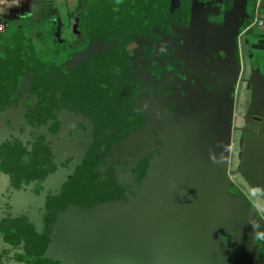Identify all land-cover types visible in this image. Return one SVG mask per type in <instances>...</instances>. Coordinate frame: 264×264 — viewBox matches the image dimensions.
Listing matches in <instances>:
<instances>
[{"label":"flooded vegetation","instance_id":"obj_1","mask_svg":"<svg viewBox=\"0 0 264 264\" xmlns=\"http://www.w3.org/2000/svg\"><path fill=\"white\" fill-rule=\"evenodd\" d=\"M229 6L230 0H61L59 19L46 12L17 22L21 28L14 30L9 40L12 42L19 37L20 45L28 40L27 56L16 58L5 56L8 51L0 53V79L6 74L4 67L9 71L39 63L56 72L73 69L61 74L58 100L61 126L69 128L71 139L39 138L42 144L37 148L32 144L34 139L28 138L29 145L14 142L13 153L44 156L49 163L60 165L61 156H70L84 167H88V163L89 170L96 175L109 177L106 190L110 191L112 213L118 215L110 219L113 224L121 223L117 240L122 241L117 252L109 255V264H161L158 262L161 252L167 253L158 243L168 224L166 215L175 222L184 203L172 192L168 196L175 199L164 201L162 188L171 187L142 183L147 172L154 176H161L162 171L172 174L171 169L166 168L172 155L166 153L172 149V131H162L163 127H172L178 108H184L186 115L193 118L201 92L214 90V78L221 71L211 60H223L217 54L223 40L220 41L218 33L214 34V29L222 27L223 13ZM10 26H5L0 34L12 32ZM33 38L45 48L34 46ZM237 45L241 70L235 91L232 141L234 132H239V143L242 134L235 110L241 98L246 58L238 38ZM90 47L94 49L93 55L84 56ZM58 85L29 92L38 95L40 108H43L53 98ZM1 92L4 90L0 87V109L6 106L8 99ZM152 95L155 96L151 116L150 110H140V102L145 101V106L146 102H153ZM14 96H10L11 103ZM16 102L14 98L12 105L17 107ZM238 163L239 158L231 169L230 156L229 174L253 204L248 210L244 209L247 216L237 211L238 221L231 222L232 229H229L217 209V216L194 220L191 217L189 225L181 227L183 234H189L188 239H184L187 247L207 246L208 252H197L198 261L205 255L206 264L223 261V245L233 249L228 256L229 264H264V207L259 210L256 200L251 199V194L243 187L244 182L236 172ZM234 175L237 182L232 179ZM152 189L159 192L154 193L155 200L146 195ZM228 191L239 195L234 187L229 186ZM254 198H257L256 193ZM256 218L262 230L261 240L254 235ZM15 239L11 231L4 232V242L16 244ZM3 255L0 250V264L7 262L8 257ZM11 256L21 264H61V260L44 255L12 252ZM173 259L194 264V252Z\"/></svg>","mask_w":264,"mask_h":264},{"label":"water","instance_id":"obj_2","mask_svg":"<svg viewBox=\"0 0 264 264\" xmlns=\"http://www.w3.org/2000/svg\"><path fill=\"white\" fill-rule=\"evenodd\" d=\"M260 3L261 0H255L251 14H248L249 0H230L229 8L223 13L222 27L214 29V34H219L220 41L223 40V46L217 52L223 60H211L221 71L214 78V90L205 94L201 92L193 118L186 115L184 108H178L172 127H163L162 131H172V149L166 150V153H172L166 167L172 174L162 171L161 176H154L147 172L144 177L142 184L146 186L171 187L162 188L164 201L175 199L168 196L172 192L178 201L184 203L175 222L169 214L166 215L168 224L162 230L166 239L163 237L158 241L162 250L167 252H161L158 258L161 264H184L182 259L173 258L185 256L188 252H194V264H206L205 255L198 261L197 252H208L207 246L195 244L193 248L187 247L184 239L189 234H183L181 227L189 225L191 217L194 220L217 216L215 211L220 209L221 221L232 229L229 225L238 221L237 211L247 216L244 209L253 206L229 174L235 91L241 70L237 45L240 35L242 49L247 51L243 82L248 88L249 102L242 114V126L238 128L242 139L236 172L264 207V114L258 109L264 96V33H255L259 27H249L259 15ZM7 21L2 23L7 26ZM93 51L90 47L84 56L93 55ZM19 56H27V53L20 52L16 57ZM33 66L13 68L0 79L1 91L4 90L1 94L8 98L6 106L0 109V250L7 255L3 257H8L3 264H21L14 260L12 252L49 256L61 260V264H109V255L117 252L122 244L117 240V228L121 223L113 224L110 219L118 215L112 213L110 191L106 190L109 177L96 175L89 170L88 163V167H84L74 157L61 156L60 165L58 162L49 163L44 156L13 153L14 142L26 145L28 138L34 139L32 144L37 148L44 137L71 139L69 128L61 126L58 100L61 97V74L73 72V69L56 72L39 63ZM58 83L51 101L40 108L38 95H30L29 91L48 90ZM11 95L16 98L17 107L12 105L14 98L11 103ZM154 96L153 102H146V106L145 101L140 102V110H150L151 116ZM229 186L237 189L239 195L231 194ZM154 193L159 194L152 189L146 195L155 200ZM258 213L260 217L261 213ZM257 220L259 218H256L254 235L261 240L262 230ZM6 230L12 232L16 244L4 242ZM175 232L178 234L170 235ZM232 250L223 245L220 264H229L228 256ZM169 256L173 258L169 259Z\"/></svg>","mask_w":264,"mask_h":264},{"label":"crops","instance_id":"obj_3","mask_svg":"<svg viewBox=\"0 0 264 264\" xmlns=\"http://www.w3.org/2000/svg\"><path fill=\"white\" fill-rule=\"evenodd\" d=\"M259 8V15L264 16V0H261ZM46 12H51L55 18L59 19L61 17V0H0V21L3 22V20L8 19L7 26H10L11 22H19L22 18L27 21L28 18L32 19ZM255 33H264V27H259L255 30ZM245 88L248 89L247 87ZM243 92L241 101L245 100L246 102V99L249 98V93ZM258 106V109L264 114V96ZM254 199L256 200L257 208L262 210V204L259 205L257 198Z\"/></svg>","mask_w":264,"mask_h":264},{"label":"rangeland","instance_id":"obj_4","mask_svg":"<svg viewBox=\"0 0 264 264\" xmlns=\"http://www.w3.org/2000/svg\"><path fill=\"white\" fill-rule=\"evenodd\" d=\"M10 25H11L10 29L12 30V32L7 33V34H0V53L3 52V51H8V53H11L10 56L15 57L18 53L25 52L26 46H29V41L26 40V41H24L22 43L23 45L22 44L20 45L18 43L19 37H18V39L16 37V39L11 42V40H9V38L14 36V33H15L14 30H17V29L20 30L21 25L19 23L15 22V21L11 22ZM17 32L19 33L20 31H17ZM32 41H33L32 43H33L34 46L39 45L41 49L45 48V46L43 44H41L39 41H37V38H33ZM8 45H10V46H8ZM6 48H7V50H6ZM246 53H247L246 50L243 51V56L245 58L247 56ZM0 67H1V65H0ZM246 90H247L246 88L245 89H241V92H240L241 98H242V93H244L243 91H246ZM241 98H240V101H241ZM240 101H239V103H237L236 110H235V117L236 118L240 114L241 115L244 114L245 105L247 106V104L249 102V98L246 99V104H245V101H241V102ZM238 135H239V132H234V134H233V147L231 148L232 152H231V165H230L231 169L235 168L236 163L238 161L239 151L241 150V142L239 141V143H238V137H239ZM232 179L237 182V178H236L235 175L232 176ZM242 185L248 191V193L251 194V199L254 200L255 193H253V191H251V190H248L249 188H246L244 183H242Z\"/></svg>","mask_w":264,"mask_h":264},{"label":"built area","instance_id":"obj_5","mask_svg":"<svg viewBox=\"0 0 264 264\" xmlns=\"http://www.w3.org/2000/svg\"><path fill=\"white\" fill-rule=\"evenodd\" d=\"M264 27V16H260V15H256L255 16V18H254V20L252 21V23L250 24V26L249 27ZM4 24L2 23V22H0V33H2L3 32V30H4ZM240 38V41H241V38H242V36L240 35L239 36ZM244 68V67H243ZM243 77V76H242ZM244 77H245V74H244ZM245 83L244 82H242V87H241V89H245Z\"/></svg>","mask_w":264,"mask_h":264},{"label":"trees","instance_id":"obj_6","mask_svg":"<svg viewBox=\"0 0 264 264\" xmlns=\"http://www.w3.org/2000/svg\"><path fill=\"white\" fill-rule=\"evenodd\" d=\"M254 1L255 0H249V4H248V14H251V12H252V6H253V4H254ZM22 53V52H21ZM9 54V55H8ZM10 54L11 53H7V54H5V56H7V57H9L10 56ZM18 54H20V53H18ZM19 57H24V56H19ZM16 58H18V57H16ZM7 70H6V68L4 67V70H3V73L4 72H6Z\"/></svg>","mask_w":264,"mask_h":264},{"label":"bare ground","instance_id":"obj_7","mask_svg":"<svg viewBox=\"0 0 264 264\" xmlns=\"http://www.w3.org/2000/svg\"><path fill=\"white\" fill-rule=\"evenodd\" d=\"M238 120H239V121H238V122H239V125H238V126L240 127V126H242V115H241V114L239 115ZM259 204L261 205L260 200H259Z\"/></svg>","mask_w":264,"mask_h":264}]
</instances>
